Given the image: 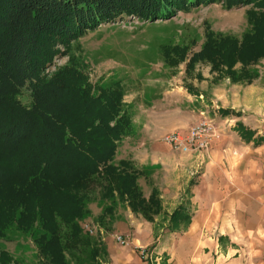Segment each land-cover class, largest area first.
I'll list each match as a JSON object with an SVG mask.
<instances>
[{
    "label": "trees",
    "instance_id": "trees-1",
    "mask_svg": "<svg viewBox=\"0 0 264 264\" xmlns=\"http://www.w3.org/2000/svg\"><path fill=\"white\" fill-rule=\"evenodd\" d=\"M216 2L227 11L250 6L248 30L239 39L207 30L186 67L204 62L231 82L251 84L249 68L264 60V0H0V241L10 229L37 232V264H101L103 245L82 226L91 198L106 204L99 223L115 201L149 223L161 214L157 191L145 198L139 187L144 172L129 161L112 163L130 124L120 85L96 87L71 61L43 72L58 46L68 48L104 22L162 19ZM24 89L28 105L20 99ZM234 130L244 143L264 141L241 123ZM167 222V229L188 222L183 202ZM0 264H15L4 249Z\"/></svg>",
    "mask_w": 264,
    "mask_h": 264
},
{
    "label": "rangeland",
    "instance_id": "rangeland-1",
    "mask_svg": "<svg viewBox=\"0 0 264 264\" xmlns=\"http://www.w3.org/2000/svg\"><path fill=\"white\" fill-rule=\"evenodd\" d=\"M250 8L238 7L227 11L223 2H216L181 12L174 10L162 19L127 17L104 22L84 37L72 41L68 48L58 46L59 54L46 65L43 74L52 73L56 67L71 61L87 74L89 83L96 87L120 85L130 124L127 136L117 146L113 164L129 161L134 168H140L138 164L143 157L140 156V111L148 102V105L170 111L166 118H160L162 128H168L161 139L173 131L179 134L180 131L187 132L201 120L211 122L219 134L205 149L185 154L173 151L160 153L157 161L161 165L160 170L150 172L152 169H147L144 174L152 175L147 180L140 181L139 177L138 184H141L145 196L152 189L159 195L161 214L153 223L130 213L125 204L117 201L113 203L112 215L99 223L98 216L106 204L91 198L86 204L88 214L82 226L90 225L92 237L99 238L103 245L104 255L99 257V263L108 261L106 246L118 251L135 246L137 258L144 264H150L151 260L147 258L151 253L155 257L154 250L159 243L180 241V233L171 234L166 229L168 213L182 202L186 205L193 185L200 180V169L214 163L206 154L210 147L213 149L225 142L239 145L240 152L224 154L221 161L229 165L234 156L248 163L244 156L248 154L246 148L251 145L240 144L238 135L227 130L241 123L251 132H264V123L260 121L264 120V60L249 68L254 76L251 84L231 82L211 72L210 66L204 62L186 66L188 58L202 47L207 30L218 37L239 39L248 30L246 11ZM181 52L186 54L182 62ZM21 95V102L28 105L29 91L24 89ZM220 109H230L232 115H228L229 120L221 118ZM159 145L162 148L167 146L162 141ZM151 159H147V164L156 161ZM36 235L37 232L28 235L10 229L8 237L0 241V249L8 251L15 264H37L32 243ZM116 237L126 240L127 244L121 246ZM142 251L148 256L147 260L142 259Z\"/></svg>",
    "mask_w": 264,
    "mask_h": 264
},
{
    "label": "crops",
    "instance_id": "crops-1",
    "mask_svg": "<svg viewBox=\"0 0 264 264\" xmlns=\"http://www.w3.org/2000/svg\"><path fill=\"white\" fill-rule=\"evenodd\" d=\"M148 104L140 111V156L143 157L138 164L140 168L135 165L143 172L160 170L161 165L157 163L160 153L171 152L168 146L159 145L162 134L168 132V128L160 125V118H166L170 111ZM229 117L221 118L229 120ZM233 127L227 131L237 134ZM186 133L180 131V134ZM260 133L255 131L253 138L264 137V132ZM244 144L252 146L245 150L248 154L244 160L248 163L234 156L229 165L222 163L227 153L242 150L234 143L225 142L208 149L206 154L214 163L200 169V180L186 199L188 222L178 229L166 228L168 233H180L182 238L172 244L159 243L154 250L155 257L152 253L149 257L150 264H264V141L257 146L253 142ZM148 158L156 161L147 164ZM151 176L143 174L140 181ZM139 187L145 196L141 184ZM134 248L118 251L106 246L108 261L103 264H144Z\"/></svg>",
    "mask_w": 264,
    "mask_h": 264
},
{
    "label": "built area",
    "instance_id": "built-area-1",
    "mask_svg": "<svg viewBox=\"0 0 264 264\" xmlns=\"http://www.w3.org/2000/svg\"><path fill=\"white\" fill-rule=\"evenodd\" d=\"M218 136V131L211 122L208 120H201L197 125L191 127L186 134L183 135L173 131L163 136L161 141L167 145L171 151L185 154L207 148L211 139L218 138ZM83 229L88 235H91L93 232V228L90 225H85ZM115 239L121 246L127 244V241L120 237H116ZM140 254L142 259H149L144 251Z\"/></svg>",
    "mask_w": 264,
    "mask_h": 264
}]
</instances>
